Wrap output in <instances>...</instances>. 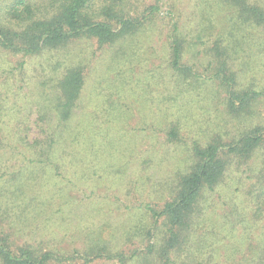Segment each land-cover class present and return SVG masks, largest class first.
<instances>
[{
  "label": "trees",
  "instance_id": "16d2710c",
  "mask_svg": "<svg viewBox=\"0 0 264 264\" xmlns=\"http://www.w3.org/2000/svg\"><path fill=\"white\" fill-rule=\"evenodd\" d=\"M212 1L224 10L219 25L214 14L194 28L193 19H174L165 63L177 92L202 99L208 89L229 123L192 139L162 182L160 206L134 208L140 220L105 238L93 225L66 227L77 208L74 178L85 154L96 160L98 152L92 117L88 126L80 121L86 69L94 45L128 43L159 6L0 0V264H264V125L256 116L264 85L257 66L250 73L251 62L241 60L245 46L254 47L248 57L264 73V60H256L264 57V0ZM208 29L214 34L204 37ZM192 38L203 47V69L186 55ZM4 55L21 60L6 64ZM181 125L168 127V143L181 141ZM244 166L252 179L245 205Z\"/></svg>",
  "mask_w": 264,
  "mask_h": 264
},
{
  "label": "rangeland",
  "instance_id": "374dc122",
  "mask_svg": "<svg viewBox=\"0 0 264 264\" xmlns=\"http://www.w3.org/2000/svg\"><path fill=\"white\" fill-rule=\"evenodd\" d=\"M144 2L159 6L154 22L126 44L119 42L115 47L105 49H95L96 45L92 47L95 57H90V67L86 69L80 121L88 126V117H92L90 126L92 132L97 133L93 149L98 152L96 160L85 154L84 165L74 178L75 186L70 188L75 196L72 205L77 206L68 219L70 223L66 225L70 232L71 225L78 222L99 227L106 238L111 231L136 224L142 214L134 208L144 207L147 203L153 207L162 204L166 194L162 182L175 172V167L181 165L178 161L185 155L192 139L203 132L223 129L229 123L208 89H201V93H204L202 99L198 95L190 97L177 92L170 85V72L166 70L165 63L167 33L174 19L179 23H188L189 18L193 19L190 27L194 28L197 19H212L214 14L218 26L224 10L216 12L212 0ZM200 2L202 16L198 7ZM209 33L214 34L209 29L201 31L204 37H208ZM192 40L190 45L193 50L187 51L186 55H192L196 65L203 69V47H199V42L194 38ZM198 49L201 51L197 52ZM244 49L246 52H241V60L251 62L250 66L246 64L250 73L257 66L255 78L264 85V73L259 64L254 62L252 65L248 57V52L253 53L256 49L251 47L248 51L246 46ZM115 50H118L117 55ZM4 57L6 64L17 65L21 60L20 56ZM256 60L263 61L264 57H257ZM256 116L257 122L264 125V98L258 103ZM177 119L183 123L181 141L168 143L166 131ZM88 162L93 166H88ZM247 169L246 166L241 168L245 179L239 198L244 205L249 197L245 191L252 180L248 177L251 173ZM226 191L224 189L221 193L224 195Z\"/></svg>",
  "mask_w": 264,
  "mask_h": 264
}]
</instances>
